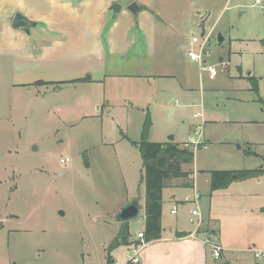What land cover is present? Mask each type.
I'll use <instances>...</instances> for the list:
<instances>
[{"label":"rangeland","instance_id":"1","mask_svg":"<svg viewBox=\"0 0 264 264\" xmlns=\"http://www.w3.org/2000/svg\"><path fill=\"white\" fill-rule=\"evenodd\" d=\"M260 1L160 2L167 22L183 34L175 42V56L188 54L193 35L206 38L208 60L218 74L212 79L194 62L189 94L176 90L175 83L160 95L161 106L154 105L156 98L151 105L133 101L138 106L133 123H123L128 131L135 126L130 135L141 140L149 119L150 141L167 127L179 141H188L202 125L207 147L196 149L194 161L185 165L193 172L194 185H182V178L169 180L165 206L169 214L172 200H182L200 211V231L219 230L218 237L209 236L224 248L223 255L215 258L208 245L216 264H264V256L256 257V251H264V187L239 182L215 191L210 187L211 170L264 165V0ZM13 77L10 61L0 60V264H107L109 244L123 223L118 214L127 202L138 199L143 206L128 221L131 237L146 227L142 156L138 148L128 145L123 150L116 142L121 128L115 118L122 122L126 114H103L89 89L28 90L14 85ZM104 129L107 141L115 142L105 148L99 146ZM162 133L167 140L168 130ZM250 150L259 155H249ZM67 156L71 161L64 165L61 159ZM121 156L129 163L119 161ZM196 192L201 195L198 202ZM198 218L189 221L195 229ZM130 252L123 244L111 255L123 264Z\"/></svg>","mask_w":264,"mask_h":264},{"label":"crops","instance_id":"2","mask_svg":"<svg viewBox=\"0 0 264 264\" xmlns=\"http://www.w3.org/2000/svg\"><path fill=\"white\" fill-rule=\"evenodd\" d=\"M163 1L0 0V60L10 61L14 85H23L28 90L34 86L45 87L48 91L52 88L53 91H61L62 87L68 90L89 89L96 97L94 104H98V109L103 107V114L105 111L115 113L116 110L126 114L127 120L123 118L122 122L119 117L118 120L115 118L116 125L121 128L116 142L124 147L123 150H127L128 145L138 148L131 143L140 141L139 137L130 135L135 126L129 131L123 126V123H133V113L138 108L133 101L141 99L151 105L156 98L154 105L161 106L160 95L167 94L175 83L178 85L175 89L184 95L193 89L195 61L186 53L183 56L181 53V57L175 56V42L179 37L182 40L183 34L167 22L159 7ZM133 3L139 8L136 13L130 9ZM115 4L120 8L115 9ZM18 13L28 22L27 27L14 26ZM88 76L91 81H77ZM163 80L166 83L160 84ZM143 109L145 112L146 108ZM166 130L167 140L162 133ZM163 131L155 142H186L179 141L177 133L170 134L169 127ZM104 134L105 129L100 147L115 143L107 141ZM121 157L119 161L128 162L125 156ZM185 165V171H192ZM257 168H264V165L249 169ZM253 180L263 183L258 185L252 183ZM239 183L264 187V174ZM126 199L124 202L129 201V196ZM163 200L162 237L140 244L141 264H216L210 259L205 240L211 233L218 237L219 230L210 232L207 227L196 234L195 227L189 224L193 209L181 203L182 200H172L169 214L168 211L166 214L165 189ZM177 202L181 204L174 214L172 209ZM180 232L188 234L180 236ZM143 239L130 237L131 243L127 245L132 250ZM220 239L225 241L226 237L221 234ZM113 262L117 264L116 260Z\"/></svg>","mask_w":264,"mask_h":264},{"label":"trees","instance_id":"3","mask_svg":"<svg viewBox=\"0 0 264 264\" xmlns=\"http://www.w3.org/2000/svg\"><path fill=\"white\" fill-rule=\"evenodd\" d=\"M77 81H91V78L85 77ZM149 117V116H148ZM150 120L147 119L140 141H132L142 155L144 167L146 169V227L143 241L150 242L162 237V214H163V190L169 180L182 178L183 185H194L192 171H185L183 165L194 161L195 150L184 147L176 142H155L149 140ZM249 155H256L249 151ZM264 174V168L257 169H217L211 170V191L228 188L232 183L257 178ZM125 221L116 237L109 244L108 264L113 263L111 252L123 245L130 244V226ZM200 232V231H199ZM180 236L187 235L188 232H180ZM15 264V263H13Z\"/></svg>","mask_w":264,"mask_h":264},{"label":"built area","instance_id":"4","mask_svg":"<svg viewBox=\"0 0 264 264\" xmlns=\"http://www.w3.org/2000/svg\"><path fill=\"white\" fill-rule=\"evenodd\" d=\"M257 2H261L260 0H257ZM188 55L189 57L199 63L200 68L202 71H206L209 73L210 78L214 79L216 75L218 74V69L216 65L209 62L208 57L211 55L210 49L207 47V39L201 38L197 35H193L191 39V46L188 49ZM197 136L193 137L192 139L184 142L183 146L187 148H192L196 151V149L200 147H207L206 141L204 139V129L202 128V125L198 127V130H196ZM71 161V158L69 156L62 158L61 163L64 165L68 164ZM195 201L198 202L199 198H201V195L196 192L195 193ZM181 203H175L172 209V213H177L178 208ZM200 216L198 218V227L196 228L195 233H199L201 227L203 226V220L201 217V213L198 209L192 210V216L190 218L191 222H196L195 217ZM140 238H144V231L139 233ZM206 244L211 246L213 249V254L215 258H219L223 255L224 248L221 246L220 243L215 242V240L208 236L205 240ZM140 245L134 247L130 254L128 255V258L123 264H141V257H140ZM264 256V251H256V257L261 258Z\"/></svg>","mask_w":264,"mask_h":264},{"label":"water","instance_id":"5","mask_svg":"<svg viewBox=\"0 0 264 264\" xmlns=\"http://www.w3.org/2000/svg\"><path fill=\"white\" fill-rule=\"evenodd\" d=\"M114 8L115 9L120 8V5L115 4ZM130 9L135 13L139 10L138 5L136 3H133ZM14 26L22 27V28L27 27L28 22L24 19L22 14L18 13L14 19ZM223 40H224V37L220 35L219 42H222ZM141 207L142 206L140 205L138 200H133L131 203H128L121 209V211L118 214V220L123 221V222L131 220L132 218L139 215L141 211Z\"/></svg>","mask_w":264,"mask_h":264}]
</instances>
